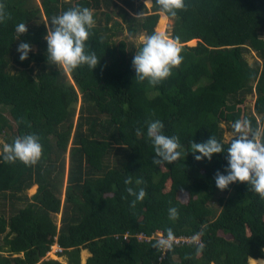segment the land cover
<instances>
[{"label":"trees","instance_id":"obj_1","mask_svg":"<svg viewBox=\"0 0 264 264\" xmlns=\"http://www.w3.org/2000/svg\"><path fill=\"white\" fill-rule=\"evenodd\" d=\"M0 6L7 14L0 22V137L11 143L35 133L42 144L34 165L0 162V264H82L84 249L86 264H264V199L247 182L216 187L226 154L197 161L189 152L156 165L146 135L147 122L159 119L187 152L190 141L211 135L227 147L224 123L264 126V0H185L175 17L156 0ZM77 6L95 19L87 44L101 60L93 71L60 69L46 57V23ZM168 18L181 64L155 86L136 80L132 58L142 41L114 37L124 25L132 37L163 33ZM20 22L28 30L17 39ZM21 42L32 45L23 61ZM251 50L260 58L255 65L246 57ZM128 187L147 195L133 206ZM169 228L191 241L156 247ZM56 236L67 263L47 256Z\"/></svg>","mask_w":264,"mask_h":264},{"label":"clouds","instance_id":"obj_2","mask_svg":"<svg viewBox=\"0 0 264 264\" xmlns=\"http://www.w3.org/2000/svg\"><path fill=\"white\" fill-rule=\"evenodd\" d=\"M156 4L163 12L175 17L178 10L185 7V0H156ZM141 16L143 12L139 13L137 18ZM6 18L7 14L0 6V22H4ZM50 21V26L46 23L47 31L44 36L47 42L48 63L64 70H74L86 65L93 71L101 60L94 51L88 50L87 44L95 25L93 11L84 6L72 7L54 15ZM27 30L26 23H17V39ZM31 51L32 45L29 42H21L17 47L21 61L28 59ZM182 60L178 38H169L159 31H154L143 38L142 46L136 49L132 58L135 79L146 80L148 84L155 86L167 79L173 68L179 67ZM163 129L164 123L159 119L147 122L146 135L151 140L155 153L153 162L156 165L167 166L181 160L189 152L197 161L205 158L211 160L214 154L224 153L227 164L223 172L217 171L216 187L224 190L233 183L247 182L248 189L264 199V126L257 125L253 128L247 119H238L232 124V138L227 147L211 135L205 141H190L187 152L178 136H169ZM41 156L42 144L35 133L17 136L11 143H4L0 148V162L15 163L19 160L25 165H34ZM130 183V178L125 180V184ZM127 192L134 197L131 201L133 206L137 201L144 200L147 195L143 187L138 191L128 187ZM168 212L170 218L179 215L175 206L170 207ZM173 240L174 234L169 228L167 237L158 240L155 246L171 248ZM58 256L56 254L54 258Z\"/></svg>","mask_w":264,"mask_h":264},{"label":"rangeland","instance_id":"obj_3","mask_svg":"<svg viewBox=\"0 0 264 264\" xmlns=\"http://www.w3.org/2000/svg\"><path fill=\"white\" fill-rule=\"evenodd\" d=\"M173 19H171V18H168L167 19V24H166V27H165V29L163 30V33L162 34H164L166 37H169V38H172L171 37V31H172V26H173ZM107 22L105 21V18H104V16H102L101 17V20H100V24H103V25H105ZM113 24V22H112V20L110 21V22H108V25H112ZM123 32L121 33V34H119V35H116L115 37H114V39L116 40V39H118L120 36H129L131 39H133L135 42H141V41H143V38L144 37H146V36H144V35H140V36H138V37H132L131 35H129L128 34V30H127V28H126V25H124V27H123ZM246 57H247V59H248V61H249V63H251L252 65H255V64H257L258 62H260V58H259V56L257 55V53L255 52V51H253V50H251V51H248V52H246ZM250 98L253 100V102L251 103V107H253V105H254V100H255V96H250ZM224 125V127H225V138H226V140L227 141H229V140H231V138H232V128L228 125V124H226V123H224L223 124ZM5 143V141H4V139L2 138V137H0V148H2V146H3V144ZM70 146H71V144H70ZM37 188H38V185H33L27 192H28V195H32V194H34L35 192H36V190H37ZM60 217H61V213H59L58 215H57V220L59 221L58 223H60ZM160 234V233H159ZM87 249H84V250H82L81 251V258H82V264H86V261H87V258L90 256V252L87 250ZM51 256V255H50ZM52 257H54V256H52ZM55 258H58L59 260H61L62 262H64V263H67L68 262V259H67V257L66 256H58V257H55ZM250 260V259H249ZM250 263H251V261H250ZM252 264V263H251ZM254 264H260V263H254Z\"/></svg>","mask_w":264,"mask_h":264},{"label":"built area","instance_id":"obj_4","mask_svg":"<svg viewBox=\"0 0 264 264\" xmlns=\"http://www.w3.org/2000/svg\"><path fill=\"white\" fill-rule=\"evenodd\" d=\"M161 234V233H160ZM140 237L143 238L145 237L144 233L140 234ZM150 237H147V239ZM191 241V238L188 236H181V237H174V240L172 243H184V242H189ZM63 251V247L57 242V236L55 237L54 243L51 245L50 251H49V256H56V254L60 253Z\"/></svg>","mask_w":264,"mask_h":264},{"label":"bare ground","instance_id":"obj_5","mask_svg":"<svg viewBox=\"0 0 264 264\" xmlns=\"http://www.w3.org/2000/svg\"><path fill=\"white\" fill-rule=\"evenodd\" d=\"M87 251V250H86Z\"/></svg>","mask_w":264,"mask_h":264}]
</instances>
